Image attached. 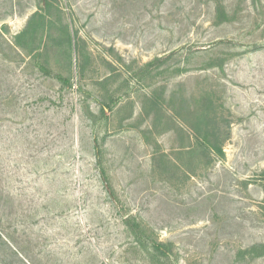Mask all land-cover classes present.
<instances>
[{
    "label": "rangeland",
    "instance_id": "rangeland-1",
    "mask_svg": "<svg viewBox=\"0 0 264 264\" xmlns=\"http://www.w3.org/2000/svg\"><path fill=\"white\" fill-rule=\"evenodd\" d=\"M0 264H264V0H0Z\"/></svg>",
    "mask_w": 264,
    "mask_h": 264
},
{
    "label": "trees",
    "instance_id": "trees-1",
    "mask_svg": "<svg viewBox=\"0 0 264 264\" xmlns=\"http://www.w3.org/2000/svg\"><path fill=\"white\" fill-rule=\"evenodd\" d=\"M38 67H39V69H40L41 72H43V73H45L47 75H51L50 71L44 65L39 64ZM57 79L60 80L62 82V84H68V81L65 80V79H63L62 76H58ZM215 151L217 153H219V154H222V155L224 154L223 153V149L220 148V147H215Z\"/></svg>",
    "mask_w": 264,
    "mask_h": 264
}]
</instances>
